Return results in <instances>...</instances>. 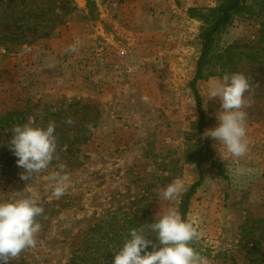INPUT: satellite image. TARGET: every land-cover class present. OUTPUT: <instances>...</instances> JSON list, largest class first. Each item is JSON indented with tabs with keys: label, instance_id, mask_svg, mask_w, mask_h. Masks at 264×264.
Masks as SVG:
<instances>
[{
	"label": "rangeland",
	"instance_id": "1",
	"mask_svg": "<svg viewBox=\"0 0 264 264\" xmlns=\"http://www.w3.org/2000/svg\"><path fill=\"white\" fill-rule=\"evenodd\" d=\"M223 1L0 0V118L8 116L0 121V200L29 195L44 208L36 246L9 264H112L133 228L156 242L148 226L169 208L179 212L198 179L205 148L190 82L203 15ZM212 53L195 85L203 133L220 110L218 98L207 100L209 80L243 73L249 150L222 161L206 137L221 165L202 164L186 213L199 233L190 246L211 264H264V0H244ZM30 120L54 122L56 158L24 181L9 142L11 129ZM60 175L70 181L56 198L51 177ZM176 179L184 190L164 200L161 190ZM110 215L111 260L103 261L97 226Z\"/></svg>",
	"mask_w": 264,
	"mask_h": 264
},
{
	"label": "clouds",
	"instance_id": "2",
	"mask_svg": "<svg viewBox=\"0 0 264 264\" xmlns=\"http://www.w3.org/2000/svg\"><path fill=\"white\" fill-rule=\"evenodd\" d=\"M69 50L75 51L72 47ZM62 83L57 80L58 85ZM249 89L248 78L239 72L225 73L222 78L213 77L208 82L207 100L218 98L220 110L216 114L218 125L206 129L203 136L216 141L214 148L222 161L244 157L249 150L245 109L251 106V101L244 95ZM11 131L10 150L18 158V167L24 169L20 179L29 181L56 158L55 124L49 122L46 128L36 127L30 120L23 126L15 125ZM51 179L55 181L53 195L59 198L65 194L70 177L60 175ZM183 190V182L176 179L161 190L160 195L164 200L174 201ZM43 215L44 208L32 196L0 200V264H9L25 249L36 246L42 227L37 218ZM148 228L149 233L155 234L156 242L145 235L143 229L133 228L131 238L113 253L112 264H211L206 256L190 246L199 233L176 208H169Z\"/></svg>",
	"mask_w": 264,
	"mask_h": 264
},
{
	"label": "trees",
	"instance_id": "3",
	"mask_svg": "<svg viewBox=\"0 0 264 264\" xmlns=\"http://www.w3.org/2000/svg\"><path fill=\"white\" fill-rule=\"evenodd\" d=\"M244 0H224L221 4L213 9H208L207 13L203 15V21L205 27L202 28L199 38L201 41V52L196 62V70L193 79L190 82V86L194 93V99L196 103V109L198 111L199 120L197 122V131L200 137V142L205 148V152L201 154L200 158L196 161V166L198 169V179L191 184L189 189L183 193L180 204L179 213L182 218L186 221V213L189 206V200L191 196L195 193L197 186L202 180V164L210 162L213 167H219L221 164L214 159L213 152L210 148L209 140L203 136V126L204 114L202 111L200 96L196 89V82L203 78V69L209 59L213 57V49L217 45V39L219 33L225 28V26L231 21L232 17L240 12L243 8ZM228 53V49L220 52L216 56V60H222V58ZM220 64V62H219ZM6 121L8 116L1 117V120ZM5 123V122H4ZM3 127L4 124L0 123ZM98 240L101 243V250L99 252V259L103 261L111 260V215L106 219L99 222L98 226Z\"/></svg>",
	"mask_w": 264,
	"mask_h": 264
}]
</instances>
